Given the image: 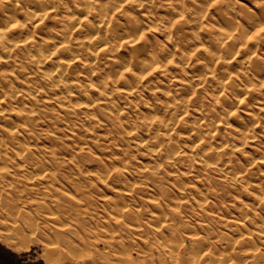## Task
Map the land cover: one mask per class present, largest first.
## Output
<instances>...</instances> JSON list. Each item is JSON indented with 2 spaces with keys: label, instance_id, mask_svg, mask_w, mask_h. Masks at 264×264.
I'll return each instance as SVG.
<instances>
[{
  "label": "bare ground",
  "instance_id": "1",
  "mask_svg": "<svg viewBox=\"0 0 264 264\" xmlns=\"http://www.w3.org/2000/svg\"><path fill=\"white\" fill-rule=\"evenodd\" d=\"M251 1L253 8L234 0H23L18 8L9 3L0 7V120L4 123L0 131V163L8 156L23 163L31 160L36 165L33 171L41 172L38 176L28 173L31 175L27 179L35 187L20 193L0 190V201L4 204L0 207V240L17 252L28 250L33 243L43 244L42 256L47 264L67 261L78 264L86 256L95 264L98 260H103L102 264H184V256L175 254L174 250L167 256L158 249V256L149 257L147 249L153 250V242L145 238L142 243L128 240L144 226L141 210L131 208L128 203L135 190L143 187L147 191L145 201L155 208L150 219L155 218L159 223L158 219L169 214L182 219L188 216L182 209L189 204L188 211L193 217L205 213L220 220L229 219L240 233L226 243L232 249L231 254L255 256L254 264H264V252L257 256L261 249L254 240L256 234L264 237V210L253 214V229L240 231V227L248 228V214L241 210L235 219L226 218L224 203L227 201L218 184L212 185L203 181L202 175L193 173L196 166L217 172L219 182L250 186L257 191V203L264 207V173H259L261 176L251 185L248 177L256 174L251 172L252 167L225 157L230 141H240V145L232 147L239 151V147L255 137L254 130L260 121L253 105L258 104L259 111H264V31L261 30L264 29V0ZM68 2L72 3V9L57 13L59 6ZM51 18L59 24L53 31L47 25ZM36 33L41 35L39 39ZM10 62H17L20 69L34 66L51 86L63 88L69 98L75 96L73 87H85L84 99L78 103L84 113L93 118L100 112L112 123L113 132L121 131L138 146L146 148L151 159L138 165L142 177L139 180L129 176L134 155L118 156L116 163L119 164L111 166L95 156L101 177L108 179L114 174L116 198L110 196L105 200L112 203L113 212L119 216L127 213L123 221L111 216V220H119L76 227L60 223V211L74 213L76 210L66 205V202L72 204L68 194L56 197L44 189L51 190L50 185L56 182L65 188L54 173L61 163L56 160L58 153L53 146L41 150L47 159L35 154L37 149L30 139L36 135L35 122H40L43 116L31 98L34 93L25 88V84L33 82L32 75L29 73L21 84L9 81L6 76L14 67L7 71L4 65ZM190 65L201 71L187 76L185 72ZM168 74L174 75L163 84L161 77ZM154 82L155 89L166 96L170 108L163 118L146 101L143 108L147 112L138 122L126 112L129 102L119 106L113 96L114 92L133 96ZM172 82H176L174 89L170 87ZM35 88V93L40 92L45 101H51L42 85L37 83ZM93 92L99 99H93ZM206 97L212 100L213 106L206 107ZM98 101L114 108V116L104 114ZM191 110L197 114L193 120ZM66 127L73 134L74 128ZM142 129L152 136L142 137ZM180 136L188 142L185 152L173 142ZM88 147L87 141L79 142L76 154H89ZM177 162L184 163V170L172 171L171 176H175L173 185L181 194L162 186L157 175L163 164ZM249 164H264V154L259 158L250 157ZM5 173L0 171L2 178H6ZM182 176H193L201 185L193 205L185 190L188 184L195 189L194 181L184 182ZM65 183L80 188L71 181ZM36 186H42L44 191L34 190ZM29 190L38 191L40 196H34ZM54 207L60 211H53ZM40 209L46 212L43 216L38 213ZM100 228L104 231L98 233ZM93 230L98 234L94 233L95 239L90 240L88 234ZM111 236L118 240H111ZM199 238L194 234L191 243L200 245ZM160 240L161 244L166 242L165 237ZM179 244L185 252L191 249L186 238Z\"/></svg>",
  "mask_w": 264,
  "mask_h": 264
},
{
  "label": "rangeland",
  "instance_id": "2",
  "mask_svg": "<svg viewBox=\"0 0 264 264\" xmlns=\"http://www.w3.org/2000/svg\"><path fill=\"white\" fill-rule=\"evenodd\" d=\"M234 1L239 4H245L250 8L254 7V2H252L251 0ZM64 3L59 6L60 8L58 9L57 13H60V11L65 8L72 9L71 2H68V4ZM158 13L155 12V14ZM54 20L55 19L51 18L47 21V25H49L48 27L51 31L56 30L59 27V24H57ZM36 34V38L39 39L41 35L39 33ZM156 35L161 37L159 34ZM17 62L5 63L4 67L7 71H10L8 69H12L14 67L9 72L10 74L7 73L8 75L6 77L8 78L6 79H8L9 81L12 80L16 84H21V82L24 83L25 78L30 73L32 75L30 79H32L33 82H31L30 84H25V88L28 91L34 93L31 98L34 100L37 109H39L41 115L43 116L40 122H35L34 130L36 135L31 136L30 139L31 143L36 146L35 148L37 149H34V152L36 155L40 154V157H46V155L44 156L41 150H44L48 146H53V148H55L58 153L56 156V160L61 163V165L58 166V171L52 168L50 171L53 172L54 170V173L58 174L57 179L59 183L62 182L65 188L61 187L58 182L54 181V183H56L52 185H50L51 183H47L51 186V188H49L51 190L48 191V188L44 189L47 193L56 197H62V193L68 194L70 203L72 204L70 205L66 202V205L72 206L76 210L74 213H64L63 211L58 210L57 207L52 208L53 211H60L58 213L61 216V220H59L60 223L68 227H76L81 226L82 224L85 226L94 225L97 221L107 222L108 220H110V222H115V220H119L116 218H114L115 220H111V216H117L120 218L119 221H123L124 218L122 217H125L127 213L124 212L125 216L124 214L119 216L118 214L113 212L112 209L115 207L112 205V203H109V201L107 202L105 200L106 197L110 196L113 199L116 198L114 185L117 183V181L114 180V174L111 176V178L108 179H104L103 177H101L98 169L99 164L97 161H95V156H100L102 162L105 165L111 166L119 164L116 163V158H118V156L123 157L124 155H128L129 157H132V155H134L135 159L132 160V166L129 170V176H133L135 180H139L142 177H140L141 173L137 168L139 167L138 165L140 163H148L151 159V157L147 154L146 148L138 146L137 142L133 138L126 136L125 133L121 131L120 133L113 132L111 130L112 123L102 117L100 112L98 114L96 113L93 118L88 117L84 113L85 111L83 110V108L78 105V103L82 101V99H84L83 94L85 92V87H73L72 90L75 96L69 98L67 97L66 91L63 88L51 86L50 83L46 81L44 77L41 76L40 72H37L35 70L34 66L30 65L25 69H20ZM200 71V68L195 69L192 65H190L185 73L187 76H189L193 73L197 74ZM173 75L174 74H168L165 77H161V81L163 82V84H167L168 80H170V78H172L171 76ZM34 82H36V85L34 84ZM37 83L44 87V90L48 97L52 98L51 101H45L44 96L40 94V92L35 93V91L37 90L35 88V86H37ZM175 83L176 82H172L170 84L171 89H174ZM155 88L156 83L154 82V84L150 85V87H147L144 91L138 92L133 96H123L118 92H114L113 96L119 106L129 102L127 104L128 106H126V112H130V115L135 116L138 122H141V117L147 112L143 108V104H145L146 101H149L148 105L154 107L157 115L163 118V116L169 112L170 108L168 107L167 99L165 98L166 96L164 95V93L160 92L158 89ZM92 97L95 100L99 99L98 95L94 92L92 94ZM135 98L140 99L138 101H135ZM97 104H99L101 111H103L104 114L112 113L114 116V108H108L105 104L101 103L100 101H98ZM205 104L206 107L213 106L212 100L208 97H206L205 99ZM258 107V104H255L252 107L254 110L258 111L256 113L260 121V125L254 130L255 137L249 139L246 145L239 147V151H234L232 147L233 145H240V141H230L225 156L227 159L236 160L244 165L252 167L250 169L251 172L256 174L252 173L253 175H250L248 177V180L251 185L252 183L256 182V178L261 176L259 173H264V164H257L255 166H251L249 164L250 157L259 158L262 157V155L264 154V111H259ZM196 116L197 114H195V112L191 110L190 119L193 120V118H196ZM125 117H128V115L124 116L123 118L125 119ZM247 122L249 124L251 123L250 121ZM139 124L141 125V123ZM66 125H70L74 128L73 134L71 133V130L66 127ZM3 126L4 123L0 120V131ZM85 128L87 129L85 130ZM47 130H49L48 133ZM140 134L142 137H147L149 135L152 136V134H148V132L143 129L140 130ZM108 140H113L111 145V141ZM83 141H87L89 145V149L87 148V150H89V154L87 153L84 155H77L76 150L78 148L79 142L82 143ZM107 141L109 142V144ZM160 141H163V138H160ZM173 142L175 144H178L181 147V150H183L184 152L187 150L186 146L188 142L182 139L181 136L179 138L175 137ZM163 144H165L164 141ZM9 146L12 147L11 145ZM30 162L31 160H29V163ZM32 162L30 164L28 162L23 163L19 159L11 156H8L4 161H1L0 171H7V174L5 173L4 175L6 178H2L3 176L0 174V190H3V192L5 193H8L9 191L20 193L23 191V189L35 187L34 184H32V181H29L30 179H27L29 175H31L28 173H32L34 172L33 170L36 169L35 163ZM31 164H33V166ZM21 165H24L22 168H27V170L29 171H26V169L24 170L22 168H19V166L21 167ZM28 165H30L32 169L29 168ZM182 165H184L183 162H177L175 164H163L157 174L159 180H161L162 182V186L172 190L176 194H181V191L176 185H173L175 176H171V172L184 170ZM194 168L195 170L193 173L202 175L204 177L203 181H207L212 185L218 184V187L221 189L220 192H222L223 194L222 196L225 197L227 201L224 203V208L226 210L225 217L235 219V217H237L238 215V212L242 210L244 213L248 214L250 219L247 224L248 228L238 227L239 230L246 232L248 229H253L254 226L252 224H254L255 221V218H253V214L256 212L260 213L261 210H264L263 205L258 204L257 200L255 199L257 191L252 189L250 186L246 187L242 184L233 185L230 182H219L217 181L219 180V175L217 172L206 171L202 168H197L196 166ZM19 169L23 171L21 172ZM34 173L35 176L41 174V172H38V174L37 172ZM183 177L185 176H182L181 179L184 182L189 183L190 181H194V183L192 184L195 186V189L189 188L190 184H188L185 190V195L189 196L190 203L193 205L195 204L193 202L195 193L201 190V185L195 182L196 179H194L195 177L193 176L192 178H187V176L185 178ZM5 179L8 180V183L11 182L10 186H7L8 183H4L7 182L5 181ZM67 181L76 183L77 185H79L80 188L76 189L70 185H67L65 183ZM36 187L37 188H35L34 190H38V188L43 189L42 186ZM34 190L33 192L32 190L29 191H31L34 196H40L37 194L38 191L35 192ZM135 192V195L133 197H130L131 200L129 199L128 203H130L131 208H137L141 210L142 218L140 219L142 221L139 219H133V221H141L144 226L141 228L142 230L137 229L136 236H128L129 238H127L132 242L136 241L142 243L143 238H145L144 240L148 239L149 242H153V245L155 247L153 246L152 251H149L147 248H145L148 251V253L146 254L147 256H158V249H160L167 256H170V253H173L174 251L177 252H174L177 255H183L185 258L184 264H254L253 261L255 260V256L237 257L235 254H231L232 249L229 248L226 244L231 238H234L235 236H237V234H240L239 232L235 231L236 226L234 222H230L229 219L220 220L211 217L205 213L203 216H200L198 218L193 217L192 214L188 211L189 209H191V206L189 204L187 207L185 206L184 209H182L184 213H188V216H182L181 219L179 218V216L175 218L169 214V216L165 215L164 219H158L160 221L158 223L155 218L150 219V214L155 208L149 205L144 199L146 197L145 193L147 191L143 187H140L139 189L137 188ZM133 202H135V204L137 205H133ZM3 206V202L0 201V207ZM33 207L35 206L33 205ZM39 211L40 212L38 213L40 214V216H43V214L46 213L44 209H40ZM199 212L202 213L201 211ZM232 215L233 217H231ZM43 226H45V224ZM101 231H104V229L100 228V231L98 233H101ZM94 233L98 234L95 230H93L92 234H88L90 240L95 239L96 234ZM107 234L111 235V233L109 232ZM115 234H117V232ZM194 234L200 237V245H193L191 243V238ZM201 236L203 239H201ZM161 237H165L166 242L164 241L161 244ZM182 238H186L188 246L191 247V249L187 252H185V249L183 247L179 248V243ZM111 240L117 241L118 239L112 238L111 236ZM254 240L256 244L259 245V249H261V252H259L257 256H261V253L264 252V237L260 235L258 236L256 234ZM157 244L160 248L157 247ZM42 245L43 244L40 243H33L28 250H22L20 252H17L11 247H9L5 241L0 240V264H47L42 256ZM194 246L197 247V250L194 249ZM102 263L103 260H98L96 262V264ZM65 264L74 263L67 261ZM78 264L95 263L89 258V256H86L85 260L78 262ZM180 264H183V262H181Z\"/></svg>",
  "mask_w": 264,
  "mask_h": 264
},
{
  "label": "clouds",
  "instance_id": "3",
  "mask_svg": "<svg viewBox=\"0 0 264 264\" xmlns=\"http://www.w3.org/2000/svg\"><path fill=\"white\" fill-rule=\"evenodd\" d=\"M23 2V0H0V7H2L5 3H9V4H13L15 5L17 8L19 7V5ZM21 27H23V25H21ZM262 31H264V29H261ZM237 99H239V97H237ZM237 108L239 107V105L236 106ZM225 114L227 115V110L225 112ZM235 114V113H234Z\"/></svg>",
  "mask_w": 264,
  "mask_h": 264
}]
</instances>
